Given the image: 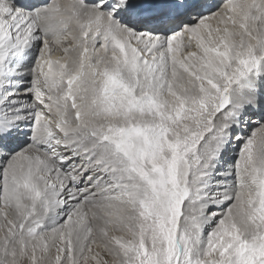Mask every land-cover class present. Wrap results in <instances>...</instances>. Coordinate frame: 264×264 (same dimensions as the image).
Wrapping results in <instances>:
<instances>
[{
    "label": "snow or ice",
    "instance_id": "1",
    "mask_svg": "<svg viewBox=\"0 0 264 264\" xmlns=\"http://www.w3.org/2000/svg\"><path fill=\"white\" fill-rule=\"evenodd\" d=\"M0 264H264V0H0Z\"/></svg>",
    "mask_w": 264,
    "mask_h": 264
}]
</instances>
